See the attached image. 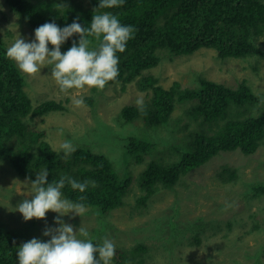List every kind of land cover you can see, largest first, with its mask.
Segmentation results:
<instances>
[{
	"label": "trees",
	"instance_id": "16d2710c",
	"mask_svg": "<svg viewBox=\"0 0 264 264\" xmlns=\"http://www.w3.org/2000/svg\"><path fill=\"white\" fill-rule=\"evenodd\" d=\"M5 1L34 29L49 22L63 28L73 20L88 28L92 16L104 12L115 15L122 25L133 26L134 37L123 53H117L119 75L108 84L126 85L135 80L147 95L144 114L136 104H127L117 115L119 125L101 126L98 143L107 144L106 133L118 135L117 141L108 138L106 149L100 151L88 144L75 146V151L65 157L52 146L47 129L31 119L65 110L66 106L55 99L32 103L25 89L26 76L6 58L8 47L0 38V188L13 194L8 203L13 202L16 191L9 184L10 177L35 181L46 169L48 183L61 176L80 183L88 181L83 193L66 184L63 197L80 202L79 197L84 196L82 203L87 208L106 214L123 204L132 183V164L146 163L137 177L140 194L136 204L143 212L160 189H174L181 176L212 157L233 150L250 155L264 141V91L256 93L246 80L227 85L199 74L195 86L173 81L166 88L156 75L145 73L165 59L190 55L203 47L214 49L221 59L264 58L259 44L264 35V0H124L122 6L111 9L98 8L100 0H88V4L82 0ZM89 39L93 41L90 47H95V39ZM78 41L79 36L73 34L61 45V53L74 42L78 46ZM84 101L95 106L92 96H85ZM180 105L184 110L174 115ZM138 119L143 122L140 128L145 129V135L134 137L128 129ZM7 173L4 181L2 176ZM217 177L227 182L238 178V173L225 165ZM248 195H264V183L251 184ZM48 239L44 237L41 242ZM19 247L17 233L0 218V264H17ZM146 250L142 243L129 250L116 247L114 264H146ZM253 257L258 264L260 258Z\"/></svg>",
	"mask_w": 264,
	"mask_h": 264
},
{
	"label": "rangeland",
	"instance_id": "374dc122",
	"mask_svg": "<svg viewBox=\"0 0 264 264\" xmlns=\"http://www.w3.org/2000/svg\"><path fill=\"white\" fill-rule=\"evenodd\" d=\"M81 2L88 4V0ZM34 30L10 10L5 0H0V38L7 47L11 46L17 34L25 42H32ZM259 44L264 49V35L259 38ZM48 48L50 50L52 46L49 44ZM149 72L156 75L166 88L173 81H179L183 86H195L198 82L196 77L201 74L227 85L246 80L256 93L264 91V58L221 59L214 49L206 47L190 55L176 56L173 60L165 59L145 71ZM25 78V89L32 103L55 99L66 106L65 110L31 119L38 127L47 129V138L57 150H61L59 146L65 140L71 141L74 147L88 144L94 151L106 149L109 139L117 141L118 135L106 133L109 138L107 144L98 143L101 126L105 123L108 126L119 125L117 115L123 106L136 104L141 95L144 101L147 99L135 80L126 85L114 82L103 90L92 88L81 94L83 100L87 95L92 96L95 106L84 101L86 107L76 108L72 103L75 90H69L67 96L60 93L51 76V66L42 68L34 77ZM183 110L184 105L178 106L174 115ZM142 125V120L138 119L128 130L134 137H141L145 135V129L140 128ZM119 154L117 150L116 155ZM145 165L133 163V170L130 167L132 183L121 206L106 214L98 208L100 214L87 208L82 217L69 219V214L60 219L71 224L78 236L79 227L85 228L90 238L98 243L107 238L116 247L127 250L138 243L145 244L146 264H256L253 255L260 258L258 264H264V195H248L251 184L264 183V141L250 155L233 150L212 157L201 167L181 176L174 189H160L141 212L136 204L140 194L137 177ZM225 165L233 167L238 178L227 182L218 178L217 172ZM7 176L9 173L2 176L4 181ZM28 181L29 185L25 186V180L10 177L9 184L16 189L11 203L8 202L13 194L0 188V205L4 203L0 208V218L17 233L20 246L33 238L42 241L47 228L59 227L54 222L57 213L49 211L44 219L24 221L17 211L21 202L33 198L30 186L33 180Z\"/></svg>",
	"mask_w": 264,
	"mask_h": 264
},
{
	"label": "clouds",
	"instance_id": "9594fccd",
	"mask_svg": "<svg viewBox=\"0 0 264 264\" xmlns=\"http://www.w3.org/2000/svg\"><path fill=\"white\" fill-rule=\"evenodd\" d=\"M123 2L124 0H100L98 8H116L122 6ZM135 32L133 26L122 25L115 15L104 12L93 15L88 28L81 26L76 20L63 28L49 22L34 30L32 42H25L17 34L5 55L27 77H34L42 68L51 66V76L60 93L67 96L69 90H75L72 103L76 108H83L86 105L82 93L92 88L103 90L108 82L116 81L119 75L117 53L126 50V44L134 37ZM73 34L79 36L78 46L74 42L66 52L61 53V45ZM89 37L97 42L95 47H90L93 41ZM49 44L52 46L51 51ZM136 106L144 114L145 103L142 95L137 98ZM59 147L65 157L75 151L68 140ZM47 177L46 169L37 174L35 181L30 183L33 198L21 202L17 211L24 221L44 219L49 211L57 213L54 222L59 227L47 228L43 232L44 236L50 237L47 242L33 238L23 243L17 252L19 264H111L116 250L112 240L105 238L100 244L94 245L85 228L79 227L78 236L77 230L71 224L60 219L69 214V219L85 215L88 211L82 203L85 197L80 196V202H73L63 197L62 189L67 184L71 189L83 193L89 182L80 183L70 177L61 176L58 181L48 183ZM24 185H29L28 178Z\"/></svg>",
	"mask_w": 264,
	"mask_h": 264
},
{
	"label": "bare ground",
	"instance_id": "6f19581e",
	"mask_svg": "<svg viewBox=\"0 0 264 264\" xmlns=\"http://www.w3.org/2000/svg\"><path fill=\"white\" fill-rule=\"evenodd\" d=\"M155 67H156V66H155ZM148 90H149V89H148ZM149 92H150V91H149ZM173 113H174V112H173ZM172 116H173V115H172ZM176 119H177V118H176ZM180 122H181V121H180ZM242 154H243V153H242ZM4 195H6V194H3V196H4ZM1 198H2V197H1ZM9 198H10V197H9ZM7 199H8V197H7ZM4 200H5V199H4ZM7 202H8V200H7ZM1 203H2V202H1ZM3 204H4V203H3ZM3 204H1V205H3ZM1 205H0V208L3 207V206L1 207ZM5 208H6V207H5ZM1 211H2V210H1ZM4 211H5V209H4ZM6 212H7V211H6ZM6 214H7V213H6ZM3 218H4V217H3ZM0 253H1V252H0ZM1 254H2V253H1ZM2 255H3V254H2ZM2 257H3V256H2ZM2 257H1V258H2Z\"/></svg>",
	"mask_w": 264,
	"mask_h": 264
}]
</instances>
